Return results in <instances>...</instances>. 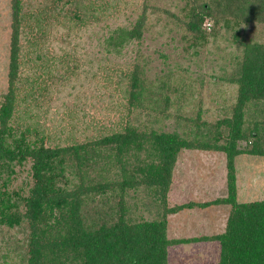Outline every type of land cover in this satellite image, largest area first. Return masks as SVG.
Masks as SVG:
<instances>
[{
    "label": "trees",
    "instance_id": "16d2710c",
    "mask_svg": "<svg viewBox=\"0 0 264 264\" xmlns=\"http://www.w3.org/2000/svg\"><path fill=\"white\" fill-rule=\"evenodd\" d=\"M100 1L95 5L98 0H48L25 14L20 0H12L9 86L0 107V264H169V247L201 241L218 242L217 264H264V201H237L234 166L239 155L264 158V42L247 37L253 27L264 26V0H178L177 15L159 11L169 15L163 21L151 0ZM121 3L135 18L129 26L109 30L103 39L109 55H120L129 44L139 46L145 35L170 34L178 36L181 49L192 50L190 57L195 58L200 46L228 35L237 52L214 77L219 84L236 86L237 97L230 115L214 125L213 137L195 132L194 138L201 136L199 142L189 140V132H183L184 137L161 127L170 118L171 93L184 104L194 88L169 70L166 77L151 80L147 75L151 58L139 47L134 58L121 66L102 59L96 65L90 62L86 71L90 91H74L71 96L77 102L59 106L65 115L58 117L60 130L66 138L78 127L83 132L90 129L93 136L51 144L50 138L32 128L37 122H26L29 115L19 121L22 93L36 101L33 94L44 97L46 83L55 78L51 72L39 74L38 66L28 78L21 76L22 70L29 71L19 59L26 46L32 49L38 41L44 43L53 31L59 42L70 45L104 15H117ZM70 56L64 54L67 60ZM69 61L71 66L63 71L74 77L79 66L72 56ZM102 90L111 102H102ZM114 92L121 93L118 102ZM89 110L98 112V117ZM106 115L108 125L103 122ZM177 118L188 120L179 114ZM195 126L197 131L206 124L197 121ZM242 141L250 148H238ZM183 150L226 154V197L169 206L172 174ZM27 162L32 183L11 190L14 167ZM223 205L230 211L222 234L168 239L170 215Z\"/></svg>",
    "mask_w": 264,
    "mask_h": 264
},
{
    "label": "rangeland",
    "instance_id": "374dc122",
    "mask_svg": "<svg viewBox=\"0 0 264 264\" xmlns=\"http://www.w3.org/2000/svg\"><path fill=\"white\" fill-rule=\"evenodd\" d=\"M88 1L91 0H83V2ZM177 1L151 0L152 6L156 10L155 14L162 21L166 20L169 15L159 12L160 10H166L170 15L178 14L177 5L175 4ZM20 3L22 12L28 14L47 5L48 0H20ZM101 3L102 1L98 0L95 5ZM119 9L121 11L117 15H104L105 19L100 21L98 25L79 32L78 37L74 38L70 45L59 42L54 36L55 31L48 34V39L44 43L38 41V45L35 48H27L24 45L26 50L22 51L19 59L20 64L29 69V71L22 70L21 76L28 78L31 75L30 73L33 72V66H38L40 67L38 69L39 74L51 72L55 78L46 83L47 88L42 92L44 97H38L40 95L39 92L37 96L33 94L34 97L38 98H36V101H31L32 99L28 97L29 95L22 93L19 121L21 119L24 122L25 117L29 115L26 122L32 124L37 122L38 124L36 125L39 127L34 125L35 127L32 126V128H36L38 132L50 138L49 142L51 144L58 142L64 145L67 143L71 144L73 141L82 142L88 136H93L94 134L90 129L88 131L85 129L83 132L82 128L77 126L78 132L74 133L72 137L66 138V133L62 134L60 130L62 120L58 117H65V115L63 110L59 109V106L62 102L69 105L72 102L76 103L77 100H75L74 95L71 96L74 91L75 94H78L81 89L84 93L90 91L86 73L88 68H90V62H94L96 65L98 60L102 59L121 66L129 63L134 58L137 47H139L145 55L151 58V64L147 69V75L151 80L156 76L166 77L165 73L169 70L178 72L183 77L181 80L182 84L193 86L194 88L192 94L188 93L186 95L184 104L178 103L176 95L171 93L170 98L173 105L169 110L170 118L162 121L163 125L161 127L166 131H176L182 135L183 132H189V134H186L187 138L189 140L198 139L200 140L199 142H201V136L194 138L195 132L213 137L216 130L214 125L230 115V110L235 104L237 97L236 86L219 84L214 77L217 74V69L220 66H224V64H228L231 54L237 52L231 42L227 41L228 35L223 34L221 39H217L214 42L212 40L205 47L200 46L198 48L199 54L195 58L190 57L192 50L189 53H185L181 49L177 41L178 36L170 34L163 37L155 35V38L145 35L139 46L136 43L129 44L120 55L113 56L106 52L103 46V39L107 37L110 29H114L117 26H129L135 18V16H132L131 8L125 9L124 3L119 5ZM12 19V0H0V107L9 86L8 73ZM170 22L174 24L175 20L171 19ZM247 33L248 39L264 42V26L253 27ZM67 53L76 60L79 66L74 77H71L68 71H63V68H66L67 65L71 66L69 61L71 56L68 60L64 58V54ZM72 87H75V90H72ZM114 94V101L118 102L121 93L118 95V92H114ZM105 99L111 102L108 92L105 91L103 93L102 90V102ZM24 100H26V103H24ZM99 104V107H101V103H96V105ZM88 112L92 113L91 116L98 117V112L95 114L90 110ZM178 114L188 120L178 119ZM112 119L115 118L112 116ZM107 121L109 119L106 115L103 119L104 125H108ZM197 121L206 124V126L196 131L195 122ZM220 130L224 133L226 132L224 128ZM250 146L246 141L238 143V148L243 150L249 149ZM226 160V154L222 152L181 151L177 156L167 196L169 206L188 203L199 204L226 197ZM30 164L27 162L21 167H14L11 190L26 189L27 185L32 183L30 179ZM234 166L237 201L239 203L264 201V158L239 155L234 160ZM229 211L230 208L227 205L210 206L203 209L197 207L190 210L184 209L168 217L167 237L171 240H177L209 238L222 234L225 230ZM139 212L140 214L144 213V211ZM13 232L11 231V233ZM219 254L220 247L218 242L215 241L182 244L168 248V263L217 264Z\"/></svg>",
    "mask_w": 264,
    "mask_h": 264
}]
</instances>
